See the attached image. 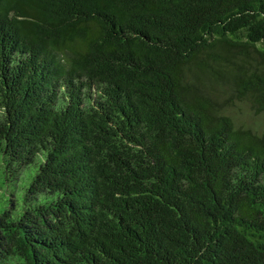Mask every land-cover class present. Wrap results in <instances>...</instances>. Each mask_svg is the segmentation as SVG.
<instances>
[{"label":"trees","instance_id":"16d2710c","mask_svg":"<svg viewBox=\"0 0 264 264\" xmlns=\"http://www.w3.org/2000/svg\"><path fill=\"white\" fill-rule=\"evenodd\" d=\"M0 264H264V0H0Z\"/></svg>","mask_w":264,"mask_h":264}]
</instances>
